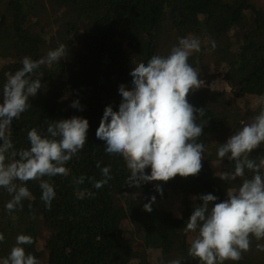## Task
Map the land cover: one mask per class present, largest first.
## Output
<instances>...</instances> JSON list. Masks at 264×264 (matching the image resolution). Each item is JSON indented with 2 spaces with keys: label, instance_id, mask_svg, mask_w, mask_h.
<instances>
[{
  "label": "trees",
  "instance_id": "1",
  "mask_svg": "<svg viewBox=\"0 0 264 264\" xmlns=\"http://www.w3.org/2000/svg\"><path fill=\"white\" fill-rule=\"evenodd\" d=\"M186 36L201 42V51L188 61L200 78L209 84L221 77L229 87L227 92L202 87L187 97L194 107L204 108L202 119L208 120L199 138L205 145L202 169L187 178L128 187L122 158L104 153L96 129L106 106L118 110L119 86L131 89L132 68L153 55H168L178 38ZM61 44L67 56L39 69L44 87L29 98L31 107L13 120L10 135L17 150L28 148L32 128L46 136L49 122L78 116L89 123L86 144L65 165L67 176L44 177L56 192L50 209L41 200L38 181L26 182L32 199L12 213L5 209L11 197L0 188V233L5 237L0 248H9L0 253V262L24 234L32 236L33 243L22 247L40 264H169L174 259L199 264L187 254L195 233L184 232L201 203L198 197L211 193L217 202L223 201L229 188H238L253 175L246 169L235 181L221 180L219 174L230 172L232 165L227 159L219 164L217 149L251 122L259 111L255 102L264 99V9L250 0H0V86L5 73L22 67L25 56L36 60ZM65 90L71 93L66 103L60 101ZM74 100L82 111L70 107ZM234 119L235 125L222 127L223 120ZM261 157L264 144L249 156ZM103 167L110 168L111 179L96 189L92 181L105 178ZM81 176L84 183L77 185ZM85 190L94 198L83 195ZM152 196V211L146 212L143 205ZM119 201L125 204L132 229L119 215ZM179 240L185 245L177 250ZM257 244L264 239L253 238L241 260L225 264H264V251L257 250Z\"/></svg>",
  "mask_w": 264,
  "mask_h": 264
},
{
  "label": "clouds",
  "instance_id": "2",
  "mask_svg": "<svg viewBox=\"0 0 264 264\" xmlns=\"http://www.w3.org/2000/svg\"><path fill=\"white\" fill-rule=\"evenodd\" d=\"M215 47L213 42L211 48ZM200 51L201 42L196 37L178 38L168 55H153L146 63L132 68L131 89L119 86L122 99L117 111L110 105L105 107L95 136L104 142L106 155L122 158L129 173L128 187L138 189L142 184L168 182L177 176L187 178L201 171L205 145L199 138L204 135L208 120L202 119L204 108L194 107L187 99L190 93L206 86L200 72L188 62L193 53ZM66 56L64 44L36 60L25 56L22 67L5 73L6 81L0 86V188L11 197L5 205L8 213L22 209V202L32 199L25 185L33 180L39 182L41 200L50 209L56 192L44 177L67 176L69 169L65 165L86 144L89 123L78 116L49 122L46 136L32 128L27 132L28 148L17 150L10 135L13 120L31 107L29 98L44 87L43 72L39 69L51 67ZM207 87L220 90L215 82ZM256 106L259 111L251 122L217 149L219 164L227 159L232 165L230 172L219 174L221 180L235 181L245 175L246 169L253 173L252 177L244 179L236 189L229 188L223 201L217 202L218 197L211 193L199 196L201 203L194 207L184 227L185 233H195L187 254L199 264L239 261L250 249L253 238L264 239V157L249 158L264 144V99H258ZM70 107L83 110L78 100L72 101ZM146 169L150 170L147 174ZM101 174L104 179L92 181L96 189L111 179L109 167L101 168ZM84 179L81 176L75 183L82 184ZM155 188L158 193L162 191L159 185ZM83 195L94 198L95 194L85 190ZM155 199L150 197L143 210L151 212ZM4 239L0 233V242ZM32 243V236L18 235L15 246L0 264H40L36 256L22 247ZM256 247L264 251V244ZM169 264H181V260L174 259Z\"/></svg>",
  "mask_w": 264,
  "mask_h": 264
},
{
  "label": "rangeland",
  "instance_id": "3",
  "mask_svg": "<svg viewBox=\"0 0 264 264\" xmlns=\"http://www.w3.org/2000/svg\"><path fill=\"white\" fill-rule=\"evenodd\" d=\"M250 2L253 3V4H255L256 6L264 9V0H250ZM215 85L220 89L219 92H223V91L227 92L229 90V88L227 89L225 87L224 83L221 82L220 79H215ZM70 94L71 93L69 92V90H65V92H64L62 98L60 99V101L61 102H65V103L67 101H69L70 100ZM64 97H66V98H64ZM248 111H249V109H247L245 112H248ZM235 123H236V120L235 119L234 120H223L221 122V125H222L223 128H226V127L228 128V127H230L232 125H235ZM117 205H118L119 215L121 217H124L126 220H128V229H132L131 224H130V220H129V217H128V214H127V209L124 207L125 204H123L122 202L119 201ZM186 239H187V241H190L191 240V237L188 236ZM184 245H185L184 242L181 241V240H179V241L176 242L175 247L178 250V249L183 248ZM7 252H9V248L8 247L2 246L0 248L1 255L6 254Z\"/></svg>",
  "mask_w": 264,
  "mask_h": 264
},
{
  "label": "built area",
  "instance_id": "4",
  "mask_svg": "<svg viewBox=\"0 0 264 264\" xmlns=\"http://www.w3.org/2000/svg\"><path fill=\"white\" fill-rule=\"evenodd\" d=\"M215 79H220L221 80V82H223L224 83V85H225V87L228 89L229 87H228V84L223 80V78H221V77H217V78H215ZM215 79L214 80H212V81H210L209 82V84H207L205 81V87H207V85H211V84H213V82H215Z\"/></svg>",
  "mask_w": 264,
  "mask_h": 264
}]
</instances>
